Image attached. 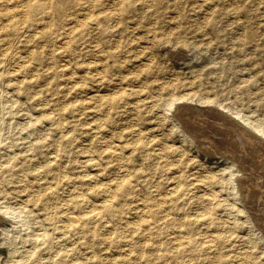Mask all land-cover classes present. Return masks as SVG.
I'll list each match as a JSON object with an SVG mask.
<instances>
[{
    "label": "rangeland",
    "instance_id": "374dc122",
    "mask_svg": "<svg viewBox=\"0 0 264 264\" xmlns=\"http://www.w3.org/2000/svg\"><path fill=\"white\" fill-rule=\"evenodd\" d=\"M206 1L143 10L120 27L128 52L105 60L77 43L78 0L58 17L0 0V264H264L263 163L262 179L227 169L207 128L190 139L173 116L218 102L264 132V0ZM89 60L120 62L124 80L99 86Z\"/></svg>",
    "mask_w": 264,
    "mask_h": 264
},
{
    "label": "bare ground",
    "instance_id": "6f19581e",
    "mask_svg": "<svg viewBox=\"0 0 264 264\" xmlns=\"http://www.w3.org/2000/svg\"><path fill=\"white\" fill-rule=\"evenodd\" d=\"M68 0H42V4L39 6V9L41 12H49L52 15H56L57 17L60 15V13L63 10L64 5L67 3ZM169 1H172L173 5H176L178 3H184L187 6L191 5L192 0H78L79 4V12L84 14L82 19L80 20V23H82L83 27L91 28L89 31H86V27L84 30L81 31V33L78 34V40L77 43L81 45L82 50L87 51V49H90V52L93 50L99 51L100 54L103 55V59L108 60L109 58L113 57L112 53H124L128 52L129 45L133 42L132 38H128V34L125 31L124 33H119L120 27H123L126 23L132 24V29H135L137 24H139V19L141 18V14L143 10L151 11L158 10V8L163 6V2L168 3ZM204 1V0H203ZM209 1H215L216 5L219 6L222 0H207ZM26 3V2H25ZM19 4V3H18ZM161 5L158 7V5ZM1 5V4H0ZM71 5V4H70ZM168 4L163 6L162 8L167 7ZM197 5V4H196ZM6 6V5H5ZM207 6V5H206ZM227 6V5H226ZM13 7V6H12ZM19 7V6H18ZM35 7L34 4L31 5V8ZM69 7V6H68ZM73 7V6H72ZM71 8V7H69ZM89 8V9H88ZM210 8V7H209ZM212 8V7H211ZM226 8V7H225ZM25 9V8H23ZM1 10V9H0ZM86 10H89L87 12ZM249 10V9H248ZM37 11V10H36ZM66 12V11H65ZM70 12V11H68ZM209 12V11H208ZM211 12V10H210ZM203 13V12H202ZM224 11L222 9H219L217 11L218 14L224 15ZM235 13V12H234ZM12 13L10 11H7L5 16L7 17L6 21H10L12 19ZM249 14V13H248ZM168 15V14H167ZM234 15V14H233ZM239 15V14H238ZM245 15V14H244ZM259 15V14H258ZM42 16V15H39ZM68 16V15H67ZM45 17V16H43ZM193 17V16H191ZM25 18V17H24ZM34 18V17H33ZM79 18V17H78ZM206 20V18H204ZM230 19V18H229ZM91 21L90 24H88L86 21ZM78 21V20H77ZM70 22V21H69ZM15 23V22H14ZM73 24V23H72ZM156 22L149 23L146 29V33H149L150 31H155ZM93 25V27L91 26ZM194 25V22L191 24V26ZM197 25V24H196ZM214 29L218 30L220 28L219 26V20L215 19L214 21ZM212 25V26H213ZM242 25V24H241ZM10 26H14L13 23H11ZM210 26V27H212ZM126 27V26H124ZM168 27V26H167ZM39 28V27H38ZM96 30V32H95ZM237 30V29H236ZM99 31V34L97 33ZM261 31V30H260ZM25 32V31H23ZM92 32V33H91ZM144 32V34H145ZM207 32V31H206ZM65 33V32H64ZM101 33V35H100ZM118 33V38L116 40H107L109 36L116 35ZM217 33V32H216ZM31 34V33H30ZM140 34V33H139ZM138 34V35H139ZM29 35V34H28ZM33 35V34H32ZM140 36V35H139ZM68 38V36H67ZM66 38V39H67ZM128 38V40H127ZM119 39V40H118ZM201 39V38H200ZM18 40V39H17ZM61 41V40H60ZM17 42V41H16ZM187 43V41H186ZM41 45V44H40ZM146 45V44H145ZM187 45V44H186ZM41 47V46H40ZM167 47V46H166ZM55 48V46H54ZM97 48H100L97 49ZM165 48V47H164ZM168 48V47H167ZM26 50V49H25ZM38 50V49H37ZM169 50V49H168ZM179 50V49H178ZM177 51V50H176ZM180 51V50H179ZM247 51V50H246ZM3 52V51H2ZM23 52V51H22ZM44 52V51H43ZM175 52V51H174ZM187 52V51H186ZM46 53V52H45ZM249 53V52H248ZM48 54V53H46ZM221 54V53H220ZM9 55V54H8ZM251 55V54H250ZM49 56V55H48ZM94 56V55H93ZM128 57V56H127ZM98 58V57H97ZM64 59V58H63ZM102 59V60H103ZM104 60V61H105ZM26 62V61H25ZM62 62V61H61ZM102 62V61H101ZM24 64V62H23ZM202 64V63H201ZM199 67V66H198ZM81 74H86L89 70L88 74L92 76L93 80L96 84L100 85H109L111 82H122L124 80V75H122L121 71L122 68L120 67V62L116 63V61L112 62L111 64L105 63L102 64V66L97 67L95 60H89L87 61H81ZM3 69V68H2ZM165 68H162V70ZM36 70V69H35ZM132 70V69H131ZM167 70V69H166ZM134 71V70H133ZM132 72V71H131ZM259 72V71H258ZM66 73V72H65ZM190 73V72H189ZM257 73V72H256ZM64 74V73H63ZM81 78V77H80ZM119 78V79H118ZM118 79V81H117ZM192 79V78H191ZM237 79V78H236ZM238 80V79H237ZM87 82V81H86ZM4 83V82H3ZM2 83V85H3ZM236 83V82H235ZM44 84V83H43ZM68 85V84H67ZM66 85V86H67ZM88 85V84H87ZM95 86V87H99ZM253 88V87H252ZM113 89V88H112ZM3 90V89H2ZM117 90H121L118 88ZM89 91V90H88ZM81 92V91H80ZM102 92V91H101ZM120 93V92H119ZM118 93V94H119ZM117 94V93H116ZM110 95V94H109ZM90 96V95H89ZM184 96V95H183ZM82 97V96H81ZM88 97V96H87ZM148 97V96H147ZM2 98V97H1ZM3 99V98H2ZM120 99V98H118ZM186 99V98H181ZM7 100V99H6ZM85 100V99H83ZM82 100V101H83ZM173 100V99H171ZM170 100V101H171ZM3 101V100H2ZM99 101V100H98ZM96 101L97 106L91 107L92 109L96 110V108H99V102ZM116 102V100H111ZM7 102V101H6ZM43 103V102H42ZM95 103V104H96ZM37 104V103H36ZM94 104V105H95ZM174 105V104H173ZM172 105V106H173ZM2 106V103H1ZM59 106V105H58ZM90 107V106H89ZM111 108H114V106H110ZM62 109V108H61ZM82 109V108H81ZM63 110V109H62ZM252 110V109H251ZM250 111V110H249ZM96 112V111H95ZM163 113V111L161 112ZM93 114V113H92ZM103 114V113H102ZM231 114L233 113H225L222 110L221 104L218 102H208L203 103L199 100H184L180 107L177 109L175 114L173 116L176 117V120L179 124L178 127L182 128L184 132L188 135V137L191 139L192 137L197 139V137L192 136V124H200L203 128H207L208 133L213 136V139H211L209 144V150L214 151L215 154H218L220 158L222 157L224 160H226V168L232 169L237 168L240 172H247L246 170H249L253 174L254 166L256 161L259 163H263V169H264V141L260 139L258 136H256L252 130L255 132L259 129L254 126L251 122L244 123L245 126L237 124L236 121L234 122L231 118ZM236 114V113H235ZM90 115V114H89ZM155 115V114H154ZM163 115V114H162ZM136 116V115H135ZM94 117V116H93ZM165 118V117H164ZM242 119V117H239ZM102 119V118H101ZM158 119V118H157ZM63 122V121H62ZM88 122V121H87ZM27 125V124H26ZM191 126V127H190ZM24 127V125H23ZM196 128V126L194 127ZM67 130V129H66ZM3 132V131H2ZM261 133V137L264 138V132L262 130H259ZM195 133V132H194ZM207 133V132H206ZM168 134V133H167ZM203 132L200 133L202 135ZM59 135V134H58ZM186 135V136H187ZM2 136V135H1ZM43 133L40 132L37 136L38 138L43 137ZM110 136V135H109ZM25 137V136H24ZM28 137V136H27ZM148 137V136H147ZM202 137V136H201ZM210 137V136H209ZM236 137V139H235ZM26 138V137H25ZM200 138V137H199ZM212 138V137H211ZM27 139V138H26ZM83 139V138H82ZM209 139V138H207ZM193 140V139H192ZM238 140V141H237ZM86 141V140H85ZM203 141V140H202ZM200 143L198 140H194L193 143ZM204 142V141H203ZM208 142V141H207ZM117 143V142H116ZM194 143V144H195ZM118 144V143H117ZM166 144V143H165ZM263 146H262V145ZM203 145V143H202ZM207 145V144H206ZM204 146V145H203ZM57 147V146H56ZM202 148L201 146H199ZM198 147V148H199ZM208 149V148H207ZM116 150V149H115ZM118 151V150H117ZM200 151V149H199ZM207 152V151H206ZM209 153V151L207 152ZM211 154V153H209ZM213 154V152H212ZM214 155V154H213ZM49 156V155H48ZM207 156V155H206ZM215 156V155H214ZM218 157V156H217ZM224 162V161H223ZM257 164V163H256ZM81 165V164H80ZM262 165V164H261ZM39 166L36 167V169ZM222 167V166H221ZM256 168V167H255ZM259 169V167H258ZM256 169V170H258ZM227 171V170H226ZM261 171V169H260ZM259 171V172H260ZM262 172V171H261ZM250 173V174H251ZM256 173V172H255ZM124 174V173H123ZM251 174V175H252ZM257 174V173H256ZM63 175V174H62ZM244 175V174H243ZM250 175V177H251ZM230 176V175H229ZM264 176V174H263ZM228 177V176H227ZM239 177V176H238ZM241 177V176H240ZM240 177L238 179H240ZM246 177V176H245ZM23 178V177H22ZM42 178V177H41ZM230 178V177H229ZM242 178V177H241ZM253 178H261L255 176L253 174ZM263 178V177H262ZM261 178V179H262ZM40 179V178H39ZM228 179V178H227ZM246 179V178H245ZM241 180V179H240ZM239 180V181H240ZM238 181V180H237ZM247 181V180H246ZM264 180H262L259 184L261 194L264 195ZM241 182V181H240ZM245 183V181H243ZM248 182V181H247ZM250 182V181H249ZM253 182V181H251ZM256 183V182H255ZM205 184V183H204ZM252 184V183H251ZM257 184V183H256ZM170 186V185H169ZM256 186V185H255ZM258 186V188H259ZM67 188V187H66ZM201 188V187H200ZM249 188V187H248ZM252 188H255L254 186ZM257 188V189H258ZM245 189V188H243ZM242 189V191H243ZM251 189V188H250ZM241 190V188H240ZM259 190V189H258ZM205 191V190H204ZM182 192V191H181ZM250 193V191H248ZM200 193V192H199ZM203 193V192H202ZM208 193V192H207ZM257 193V192H256ZM259 193V192H258ZM250 195V194H249ZM247 194V196H249ZM205 196V195H204ZM246 196V195H245ZM258 196V195H257ZM202 197V196H201ZM244 197V195H243ZM260 197V196H259ZM264 197V196H263ZM261 197V198H263ZM203 198V197H202ZM227 199V198H226ZM247 199V198H245ZM256 199V198H254ZM260 199V198H259ZM210 200V199H209ZM208 200V201H209ZM248 200V199H247ZM262 200V199H261ZM207 201V200H206ZM258 201V200H257ZM260 201V200H259ZM210 202V201H209ZM245 204L247 201H244ZM254 202V201H253ZM13 204V203H12ZM248 204V203H247ZM256 204V202H255ZM263 204V201L262 203ZM208 205V204H207ZM244 205V204H243ZM258 205V203H257ZM230 207V206H229ZM228 207V208H229ZM247 207V206H246ZM260 207V206H259ZM262 207V206H261ZM264 207V206H263ZM195 208V207H194ZM257 208V207H256ZM242 209V208H241ZM247 209V208H246ZM258 209V208H257ZM263 209V208H262ZM147 210V209H146ZM196 210V209H195ZM250 210V209H249ZM252 210V209H251ZM254 210V209H253ZM252 210V211H253ZM261 210V209H260ZM200 211V210H199ZM256 211V210H255ZM143 212V211H142ZM258 212V211H256ZM263 212V210H262ZM251 213V212H250ZM260 213V212H259ZM74 214V213H73ZM264 214V213H263ZM262 214V216H263ZM246 215V214H245ZM253 215H255L253 213ZM260 215V214H259ZM257 218L259 217L258 214L256 215ZM145 217V216H144ZM178 217V216H177ZM187 217V216H186ZM252 217V216H251ZM225 218V217H224ZM246 218V217H245ZM256 218V217H255ZM148 219V218H147ZM263 219V218H262ZM255 221V219H253ZM164 221V220H163ZM259 221V220H257ZM222 222V221H221ZM260 222V221H259ZM263 222V221H262ZM67 223V222H66ZM256 224V223H255ZM258 225V224H256ZM243 226V225H242ZM44 228V227H43ZM263 229V228H262ZM36 230V229H35ZM34 231V230H33ZM41 231V230H40ZM64 231V230H63ZM176 233V232H175ZM31 235V234H30ZM36 235V234H35ZM32 236V235H31ZM264 237V236H263ZM191 242V241H190ZM245 244V243H244ZM247 246V245H246ZM248 247V246H247ZM245 249V248H244ZM51 257V256H50ZM235 258V257H234ZM251 259V258H250ZM9 264V263H8Z\"/></svg>",
    "mask_w": 264,
    "mask_h": 264
}]
</instances>
